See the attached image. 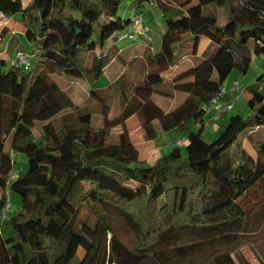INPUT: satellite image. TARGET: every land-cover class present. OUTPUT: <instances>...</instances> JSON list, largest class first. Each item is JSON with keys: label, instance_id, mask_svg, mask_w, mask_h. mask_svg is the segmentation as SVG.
Instances as JSON below:
<instances>
[{"label": "trees", "instance_id": "trees-1", "mask_svg": "<svg viewBox=\"0 0 264 264\" xmlns=\"http://www.w3.org/2000/svg\"><path fill=\"white\" fill-rule=\"evenodd\" d=\"M125 1L0 0V18L20 16L32 46L31 54L18 53L37 59L29 70L9 66L4 46L19 39L0 33V264H169L193 242L228 238L264 214V76L248 101L250 114L231 117L214 142L203 137L207 109L231 72H248L251 49L264 53V0H138L134 16L151 3L165 25L143 60L131 52L137 39L121 47L134 18L119 15ZM176 7L184 12L172 18ZM188 38L192 51L182 46ZM203 40L209 46L197 64L166 82ZM116 68L123 72L111 83L107 72ZM132 76L140 81L131 83ZM67 81L88 84V100L102 107V128L93 126L91 109L74 104ZM119 89L131 90L134 101L126 99L123 114L108 121L110 92ZM174 94L187 97L170 112L153 101ZM133 115L146 141L186 133L184 152L173 146L154 164L143 163L125 124ZM193 124L201 128L192 132ZM117 126L122 132L110 142ZM15 152L26 156L27 169L10 181ZM9 191L22 209L3 221ZM122 226L134 234L132 246Z\"/></svg>", "mask_w": 264, "mask_h": 264}, {"label": "rangeland", "instance_id": "rangeland-1", "mask_svg": "<svg viewBox=\"0 0 264 264\" xmlns=\"http://www.w3.org/2000/svg\"><path fill=\"white\" fill-rule=\"evenodd\" d=\"M25 4L30 2L31 0H23ZM138 0H126L120 8L119 15L124 17L125 19L133 18L134 10L137 6ZM141 12L144 16L143 27L147 31V35L145 37L139 36L135 44H145L151 45L155 44L158 46L161 36L165 31L163 12L154 4L145 2L141 8ZM180 8H174L169 16L172 18H178L182 14ZM216 14L219 20V24L224 26L226 24V15L222 9H217ZM20 16L7 19L0 18V33L6 30L7 32H11V35H17L19 42L13 43L11 46H8L7 43L4 47L5 49V60L8 61L9 66L19 65V60L17 59V53L21 52L20 50H25L24 52L31 54L32 46L27 43L22 36L23 25L19 22ZM10 35V37H11ZM132 40H126L121 47H127L133 45ZM185 49L192 51L194 48V41L191 38H188L184 41L182 45ZM134 49L138 51L141 55L145 52V47L134 46ZM259 48H255V50L251 49V57L252 62L250 68L247 73L243 74L239 72L237 69L233 70L223 85V91L227 92L224 101L227 103H233L234 108L230 110L222 116V118L216 122L211 121V117L209 114L204 119V127L205 131L203 134L204 139L207 142H214L224 131L227 126L229 120L233 116L240 115L242 117H247L250 114V108L248 107V101L251 98L255 86L258 84V80L260 77L264 76V53H261ZM192 59L194 62H197L198 59L193 56ZM37 59L34 58L31 61L32 65H35ZM138 74V71H134ZM109 80L112 82L115 78H118V73L115 71H111L107 73ZM113 75V76H112ZM139 78V77H138ZM132 76L130 81L131 83H138L140 79ZM106 77L101 82L103 87L107 86ZM133 79V80H132ZM64 87L67 89L66 91L72 96V100L75 105L81 108H89L93 112V126L95 128L103 127V114L102 107L100 105H96V103L88 100L89 98V86L87 83L82 81H71L63 83ZM131 91V90H130ZM129 90H126L124 93L119 90H113L110 92V112L108 114V121H114L118 117H120L124 112L125 102L134 101V94L130 93ZM127 96V97H125ZM184 96L177 95L173 99H169L164 96H153V101L155 103H160L163 107L172 108L179 104L182 101ZM215 113L212 114V116ZM62 114L60 117L64 116ZM132 117V116H131ZM130 117V118H131ZM129 118V119H130ZM138 118V117H137ZM126 120L125 124L127 125ZM57 123L60 120H56ZM129 125V122H128ZM126 126L127 129L129 128ZM132 126V135L130 133V137L132 142L136 145L140 160L143 163L148 165H152L153 158L155 155L160 158V151L154 148L152 142L146 141L144 138V134L141 130L140 121L133 120L130 124ZM134 125H136L134 127ZM201 128L200 124H193L191 126L190 131L197 132ZM122 132V127L117 126L113 127L109 131L108 140L110 142H116L119 134ZM41 134L40 128L33 130V136L38 137ZM36 139V138H35ZM178 142H183L182 145H179L180 149L184 152L188 139L186 133L182 132H171L169 134L161 133L158 138L155 140V144L161 150V155H166L170 152L173 146L178 145ZM149 146L152 148L150 149ZM245 148L250 152L254 153L253 148L248 143L245 144ZM155 151V152H154ZM15 168L14 172L17 173L18 176H22L27 169V158L24 154L15 152L13 154ZM150 157V158H149ZM9 204L10 209L8 211L7 219H10L17 215L22 209V201L19 195L9 191ZM121 237L128 245L132 246L135 243L134 234L127 229L125 226H122L121 229ZM193 249L189 247L186 248V253L183 255H179L178 253H174L171 256L169 264H217V261H222L225 264H264V214L260 215L249 229H245L244 231L237 232L232 236L224 239H218L214 242L207 243H195ZM191 243H186L189 245ZM83 255V253H81ZM229 260H232L231 263Z\"/></svg>", "mask_w": 264, "mask_h": 264}, {"label": "built area", "instance_id": "built-area-1", "mask_svg": "<svg viewBox=\"0 0 264 264\" xmlns=\"http://www.w3.org/2000/svg\"><path fill=\"white\" fill-rule=\"evenodd\" d=\"M143 22H144V16L143 15H135L133 18V22H132V32H130V34L127 35V38H129L130 40H136L139 36H144L147 35V31L145 30V28L143 27ZM31 55L25 54V53H18L17 54V59L19 60V64L25 69V70H29L31 67ZM227 92L222 91L220 93V95L213 101V107H216L217 112H215V114L213 116H211V121L216 122L219 119H221V117L223 116V114H225L226 112L233 110L234 108V104L233 103H224L222 104V101L225 97ZM212 108L211 109H207L208 114L210 115L212 113ZM183 142H178V145H182ZM18 177L16 172H13L10 178V181H13L14 179H16ZM10 209V204L8 201V204L5 208V211L3 213V217L2 220L5 221L7 216H8V211Z\"/></svg>", "mask_w": 264, "mask_h": 264}, {"label": "crops", "instance_id": "crops-1", "mask_svg": "<svg viewBox=\"0 0 264 264\" xmlns=\"http://www.w3.org/2000/svg\"><path fill=\"white\" fill-rule=\"evenodd\" d=\"M23 1V0H22ZM32 1V0H31ZM30 1V2H31ZM30 2H28L27 4H29ZM23 3H24V1H23ZM27 4H25L24 3V5L26 6ZM23 33H24V30H23V32H22V35H23ZM164 33V32H163ZM141 46V47H145V52L143 53V55H141L140 53H139V49H138V51L136 50V49H134L133 47H131L132 48V50H131V52H132V55H134L135 54V56H133V57H135V58H140V59H144V58H146L147 57V55H148V53H149V51H150V46L151 47H157L155 44L153 45V44H149V45H145V44H135V46ZM209 46V42L208 41H206V40H203V41H201V43H200V46H199V51H198V54H197V56H196V58L197 59H199V58H201L202 57V55H203V53H204V51L206 50V48ZM2 47V46H1ZM3 48V47H2ZM195 64H197V62H194V60L193 59H190V60H188V61H184L180 66H178V67H176V68H173L170 72H168L166 75H165V80H166V82H168V83H171V80L177 75V73L178 72H180L182 69H185V68H190V67H192V66H194ZM112 71H115L116 73H122L123 72V70L122 69H114V70H112ZM109 72H111V71H109ZM109 72H107V73H109ZM119 73V74H120ZM108 76V75H107ZM113 76V75H112ZM119 77V76H118ZM116 79L117 78H115V80L114 81H116ZM110 81V80H109ZM114 81H112V82H114ZM111 82V81H110ZM111 82V83H112ZM65 90H67L66 88H65ZM177 95H181V94H174V97L173 98H175ZM71 96V95H70ZM182 96H184V98H183V100L182 101H180L179 102V104H177L176 106H174V107H172V108H165V107H163V105L162 104H160V103H156L160 108H162L165 112H170V111H172V110H174L175 108H177L178 106H180L183 102H184V100L186 99V95H182ZM72 97V96H71ZM173 98H169V99H173ZM228 102H230V101H228ZM227 102V103H228ZM224 103H226L225 101H224ZM223 103V101H222V104H224ZM215 112H217V109H216V107H213L212 108V113L209 115V117H211L212 116V114L213 113H215ZM223 116H224V114H223ZM138 116L137 115H133L130 119H129V125H128V122H127V125H128V129H129V131L131 132V135H132V130H131V128H132V126L130 125L131 123H132V121L133 120H138V122H139V118H137ZM222 118V117H221ZM220 120V119H219ZM126 125V126H127ZM136 125H134V127H135ZM42 135V131H41V134L39 135V137ZM152 145H154V148H156V150H159L160 151V157L162 156L161 155V150L157 147V145L155 144V141L154 142H152ZM149 148L150 149H152L150 146H149ZM155 152V151H154ZM150 158V157H149ZM153 158H155L154 160H153V163H155V161L159 158L158 156H154ZM2 189H0V198H1V196H2Z\"/></svg>", "mask_w": 264, "mask_h": 264}]
</instances>
